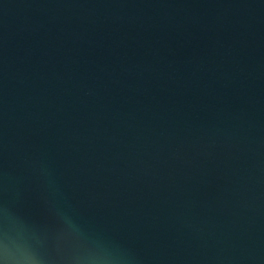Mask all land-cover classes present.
I'll use <instances>...</instances> for the list:
<instances>
[{
    "label": "water",
    "instance_id": "95a60500",
    "mask_svg": "<svg viewBox=\"0 0 264 264\" xmlns=\"http://www.w3.org/2000/svg\"><path fill=\"white\" fill-rule=\"evenodd\" d=\"M44 264H264V0H0V242Z\"/></svg>",
    "mask_w": 264,
    "mask_h": 264
},
{
    "label": "clouds",
    "instance_id": "9594fccd",
    "mask_svg": "<svg viewBox=\"0 0 264 264\" xmlns=\"http://www.w3.org/2000/svg\"><path fill=\"white\" fill-rule=\"evenodd\" d=\"M0 264H44L42 258L24 238L14 234L7 227L4 239L0 242ZM66 264H108V261L95 252H76L70 255Z\"/></svg>",
    "mask_w": 264,
    "mask_h": 264
}]
</instances>
